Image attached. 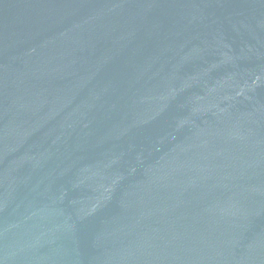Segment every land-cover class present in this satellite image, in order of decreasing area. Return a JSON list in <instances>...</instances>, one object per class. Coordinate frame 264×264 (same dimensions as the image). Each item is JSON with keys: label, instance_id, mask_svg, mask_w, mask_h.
<instances>
[{"label": "water", "instance_id": "water-1", "mask_svg": "<svg viewBox=\"0 0 264 264\" xmlns=\"http://www.w3.org/2000/svg\"><path fill=\"white\" fill-rule=\"evenodd\" d=\"M0 264H264V0H0Z\"/></svg>", "mask_w": 264, "mask_h": 264}]
</instances>
